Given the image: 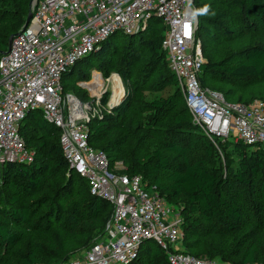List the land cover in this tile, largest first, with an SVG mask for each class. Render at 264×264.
I'll use <instances>...</instances> for the list:
<instances>
[{"label": "trees", "instance_id": "trees-1", "mask_svg": "<svg viewBox=\"0 0 264 264\" xmlns=\"http://www.w3.org/2000/svg\"><path fill=\"white\" fill-rule=\"evenodd\" d=\"M32 2L33 0H0V56L8 51L10 38L23 28L24 16L26 12L29 13ZM203 2L204 0H194L198 16L197 39L200 40L201 34L209 41L216 35L227 41L238 38L237 31L228 29L225 13L219 11L214 17H207L203 11ZM219 3L237 8L246 24H257L264 30V0H219ZM152 21L156 25L162 22L159 19ZM148 31L130 37L120 33L111 36L100 46V54L92 53L78 61L64 75L62 83L64 91H67L65 78L75 74L81 76L82 68L91 62L93 56L99 58L104 54L109 57L111 53L106 50L113 47L115 41L122 39L125 46L124 59L129 58L134 40H144L142 44L148 48L151 66L136 70V78L131 85L136 89L146 82V85L149 84L147 90L162 94L145 101L142 106L146 112L152 113L150 126L163 120L173 109L178 113L169 123L166 141L163 143V148L178 158H169L156 150L141 160L138 151L145 139H139L140 147L137 150L127 147L124 149L128 139H110L112 131L109 126L100 123L90 124L89 144L95 150L103 151L111 163H125L127 174L141 175L149 186H155L159 190L170 205L180 209L182 228L188 236L203 237L213 234L220 240L229 238L228 243L204 248V255L191 254L183 247L182 252L195 257L219 259L229 264H264V149H253L242 143L220 146V149H231L237 153L236 169L230 157L224 163L215 157L213 153L218 149L194 124L177 80L168 68L166 53L162 49L164 24L160 25L157 34H148ZM165 66L167 69L164 77L158 82L152 81L151 72ZM118 71L124 78L132 74V70L125 66H121ZM206 78L226 82L233 88H244L253 83L264 84V43L229 54L217 62L206 61L200 74L202 87L222 93L228 102L249 103L256 99L264 101V87H260L259 93L248 100H236L232 89L223 93L206 87ZM20 135L26 147L35 155L36 161L32 164H12L16 171L6 173L5 181H0V264L68 262L70 257L79 255L103 235L112 215V206L93 197L88 186L87 197L70 202L62 211L65 237L52 234L48 220L54 218L53 214L59 210L56 204L58 199L54 200L45 192L47 179L54 177V172L63 171L68 172L72 178L86 180L69 171L60 144V131L49 124L40 111L31 112L26 117L20 127ZM179 137L188 141L181 143L177 140ZM93 144H98L99 148H95ZM197 144L203 146L206 159L190 163L189 153ZM109 153L116 154L118 159L113 161ZM22 186L40 196L34 198L35 195L27 193L29 197L25 199L21 196L14 197L13 195L19 194V189H24ZM35 231L45 232L47 238L34 239L26 235ZM70 243L80 251L69 255L72 246ZM131 264L170 263L161 247L153 242H146L140 248L138 258Z\"/></svg>", "mask_w": 264, "mask_h": 264}, {"label": "built area", "instance_id": "built-area-1", "mask_svg": "<svg viewBox=\"0 0 264 264\" xmlns=\"http://www.w3.org/2000/svg\"><path fill=\"white\" fill-rule=\"evenodd\" d=\"M31 10L27 29L0 56V166L32 162L34 154L20 127L31 112L40 111L60 131L69 171L87 181L93 197L112 206L103 235L62 264H131L146 242L161 247L170 264H229L182 252L180 209L141 175L127 174L125 163H111L103 151L90 146L95 108L91 101L66 93L62 83L78 61L97 52L111 36L143 34L159 19L165 26L162 49L168 68L194 124L218 150L238 143L264 149V101L228 102L222 93L201 85L206 60L196 36L194 0H39ZM99 80L94 77L82 87L92 92ZM117 101L112 98L108 108Z\"/></svg>", "mask_w": 264, "mask_h": 264}, {"label": "rangeland", "instance_id": "rangeland-1", "mask_svg": "<svg viewBox=\"0 0 264 264\" xmlns=\"http://www.w3.org/2000/svg\"><path fill=\"white\" fill-rule=\"evenodd\" d=\"M203 11L206 13L207 17H214L219 11L225 13L226 24L228 29H234L237 31L239 37L233 39L232 41H227L225 39H220L219 36H215L211 41L203 34L200 35V42L202 44L203 55L206 61L217 62L228 56L229 54L238 53L244 49L252 46L264 43V30L257 24L248 25L244 22V19L237 12V8L227 7L219 3V0L211 1L204 0ZM28 12L24 16V24L27 18ZM251 18V17H250ZM252 19V18H251ZM163 25V22H160ZM160 25L152 21L150 22V29L148 34H157ZM124 36V35H123ZM144 40H134L132 42L133 48L130 49L129 58H124V44H122V39L114 42L113 47L107 48L111 55L109 57L104 54L96 58L93 56L87 66L82 68V75L79 77L75 74L69 78H65L64 85L67 86L66 93H71L81 98L84 101H91V105L95 108L93 119L91 123L107 125L112 131L110 134V139H128L127 144L123 147L124 149L137 150L139 146V139H145L143 146L138 151L139 157L142 160L146 155H152L156 150L160 151L164 156L169 158H178L177 155L168 152L163 148V143L166 141V130L169 127V123L173 119V116L178 114L175 109L171 110L167 116L156 122L153 126L149 125L151 121L152 113L146 112L142 106L145 101L151 100L156 95L162 96V94L152 93L147 90L146 82L139 85L138 88L132 87L131 82L136 78V70L151 66L150 55L148 48L145 44H142ZM102 48L95 53H101ZM107 52V53H109ZM92 55V54H90ZM89 55V56H90ZM128 60V62H126ZM88 62V61H87ZM121 66L129 67L132 70V74L127 78L118 71ZM151 68V67H150ZM165 68H159L151 72L152 81H159L164 77ZM100 75V80L94 83L96 84L92 92H88L86 88L82 87V83H90L95 75ZM205 86L212 88L216 91L225 93L229 89H232L235 93L234 99H244L248 100L251 97L256 96L259 93L260 87H264V84L253 83L250 86L244 88H233L226 82L218 81L216 79H205ZM176 88L173 89L175 91ZM93 95V97H91ZM95 95L99 99H95ZM113 98L117 101L116 105L110 109L108 108V103ZM187 115V111L184 112ZM181 143L187 142L188 140H183V137L177 138ZM108 141V140H107ZM184 145V144H183ZM95 148H99L98 144H93ZM32 154V152H30ZM216 158H220L224 163L227 157L233 160L234 169L238 165L237 153L231 149H220L213 153ZM109 156L113 161H116V154L109 153ZM206 159L203 146L197 144L191 148L189 153L190 163L197 162L199 160ZM35 155H32V162L34 163ZM127 167V166H126ZM66 170H68L65 165ZM16 171L11 165L0 166V181L4 182L6 179V173L12 174ZM54 177L47 179V190L45 191L54 200L58 199L56 202L58 210L54 218L48 220V227L51 229V233L54 235H62L65 237L64 229H62V223L65 221L62 216V211L69 205L70 202L74 200L87 197L88 185L86 181L75 178L69 175L68 172H54ZM145 176L144 174H142ZM24 189H19V194L13 195L14 197L21 196L23 199L29 197L26 194L32 193L37 198L35 191H30L29 188L22 186ZM12 196V197H13ZM106 206V205H105ZM108 210L109 207L107 206ZM33 234V235H32ZM30 238L46 237L45 232H28L26 234ZM49 235V234H47ZM51 236V234H50ZM229 238H224L220 240L219 238L213 236V234H207L203 237L198 236H188L185 229H182V244L183 248L191 254L204 255L202 252L206 247H214V245L228 243ZM69 255L72 253H77L80 251L79 248L73 247L74 245L70 243ZM188 245V247H187ZM76 256V254L74 255ZM74 256L70 257L71 259Z\"/></svg>", "mask_w": 264, "mask_h": 264}, {"label": "water", "instance_id": "water-1", "mask_svg": "<svg viewBox=\"0 0 264 264\" xmlns=\"http://www.w3.org/2000/svg\"><path fill=\"white\" fill-rule=\"evenodd\" d=\"M37 1H39V0H33L32 4H33L34 2H37ZM31 8H32V5H31ZM32 18H33V14H32V10L30 9V11H29V13H28V16H27V19H26V22H25V24H24V26H23V30L27 29L28 25H29L30 22L32 21ZM17 35H18V34L13 35V36L10 38V40H9V48L11 47V44H12L13 40L16 38ZM135 36H137V34H136ZM3 54H4V53H3Z\"/></svg>", "mask_w": 264, "mask_h": 264}, {"label": "bare ground", "instance_id": "bare-ground-1", "mask_svg": "<svg viewBox=\"0 0 264 264\" xmlns=\"http://www.w3.org/2000/svg\"><path fill=\"white\" fill-rule=\"evenodd\" d=\"M100 75L98 74V75H95V77L96 78H98ZM98 82V81H97ZM96 83V82H95ZM94 82H93V84H94V86L96 85ZM114 101V100H113Z\"/></svg>", "mask_w": 264, "mask_h": 264}]
</instances>
